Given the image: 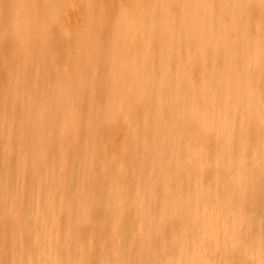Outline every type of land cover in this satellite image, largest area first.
Here are the masks:
<instances>
[{"label":"bare ground","instance_id":"6f19581e","mask_svg":"<svg viewBox=\"0 0 264 264\" xmlns=\"http://www.w3.org/2000/svg\"><path fill=\"white\" fill-rule=\"evenodd\" d=\"M0 264H264V0H0Z\"/></svg>","mask_w":264,"mask_h":264},{"label":"rangeland","instance_id":"374dc122","mask_svg":"<svg viewBox=\"0 0 264 264\" xmlns=\"http://www.w3.org/2000/svg\"><path fill=\"white\" fill-rule=\"evenodd\" d=\"M102 72H104V70H102ZM104 132L106 133V130H104ZM99 239H97V241H98Z\"/></svg>","mask_w":264,"mask_h":264}]
</instances>
